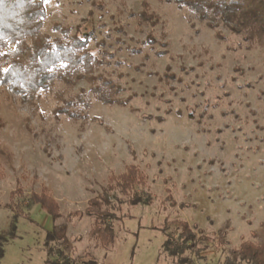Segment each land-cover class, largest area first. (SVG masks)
<instances>
[{
  "label": "rangeland",
  "instance_id": "374dc122",
  "mask_svg": "<svg viewBox=\"0 0 264 264\" xmlns=\"http://www.w3.org/2000/svg\"><path fill=\"white\" fill-rule=\"evenodd\" d=\"M46 6L44 31L57 37L59 24L89 34L103 60L99 73L121 86L125 104L92 98L87 79L58 82L92 99L87 117L74 121L54 115L52 94L31 103L0 86V148L11 159L0 176V235L11 226L19 186L25 201L45 186L61 214L54 219L33 203L28 218L18 216L0 264H50L45 241L54 229L51 246L79 263L175 264L162 249L164 230L177 232L183 221L206 238L199 264H226L245 240L264 244V48L224 26L220 37L169 0ZM129 165L144 178L137 190L153 200L118 204L115 242L103 247L86 208Z\"/></svg>",
  "mask_w": 264,
  "mask_h": 264
},
{
  "label": "trees",
  "instance_id": "16d2710c",
  "mask_svg": "<svg viewBox=\"0 0 264 264\" xmlns=\"http://www.w3.org/2000/svg\"><path fill=\"white\" fill-rule=\"evenodd\" d=\"M181 7H186L199 20L210 28L217 30L224 26L231 32L241 35L248 46L264 48V0H169ZM48 0H0V86L21 95L31 101L40 97L41 92L53 95L56 100L53 113L59 118L79 121L87 117L92 104L88 93L82 89L78 93L67 92L57 87L58 82L66 86H73L80 79H87L91 83L92 98L107 104L125 102L118 98L122 88L114 80L99 73L103 60L94 55L89 47L90 35L73 32L70 27L55 25L60 32L52 37L44 31L47 17ZM141 12L143 19L151 14L147 12L149 6L143 3ZM4 122L0 119V128ZM10 155L0 148V176L3 168L10 165ZM144 178L137 165H129L121 174H113L102 193L88 202L86 212L94 219L91 234L107 247L115 242L118 204L128 205L151 204L150 191H139L137 185L143 184ZM21 186L12 191L10 203L13 212L11 226L5 235H0V261L4 255V247L17 237L16 221L18 216L29 217V208L33 203H39L54 219L59 217V207L51 197L48 189L43 186L40 193H32L25 201ZM118 191V192H117ZM126 197L122 200L120 195ZM186 221L181 222L177 232L164 230L165 241L162 249L174 260L175 264H199L205 260L203 251L204 239L194 231ZM57 239L56 229L46 235L47 261L50 264H96L95 259L79 263L56 250L51 243ZM58 252L61 258H55ZM236 258L227 257L226 264H264V244L253 240L243 241L235 249Z\"/></svg>",
  "mask_w": 264,
  "mask_h": 264
}]
</instances>
